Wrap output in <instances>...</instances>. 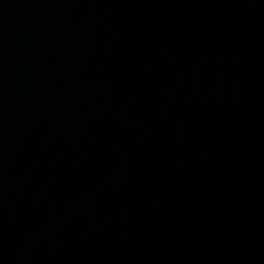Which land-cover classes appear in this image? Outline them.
Segmentation results:
<instances>
[{"label": "water", "instance_id": "1", "mask_svg": "<svg viewBox=\"0 0 264 264\" xmlns=\"http://www.w3.org/2000/svg\"><path fill=\"white\" fill-rule=\"evenodd\" d=\"M0 264H264V0H0Z\"/></svg>", "mask_w": 264, "mask_h": 264}]
</instances>
